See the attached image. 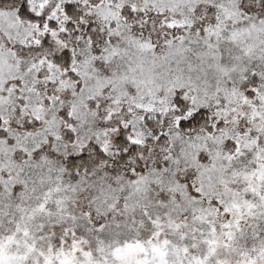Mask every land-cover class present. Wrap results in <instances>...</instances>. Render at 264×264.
<instances>
[{"label":"snow or ice","instance_id":"6c2138e0","mask_svg":"<svg viewBox=\"0 0 264 264\" xmlns=\"http://www.w3.org/2000/svg\"><path fill=\"white\" fill-rule=\"evenodd\" d=\"M0 264H264V0H0Z\"/></svg>","mask_w":264,"mask_h":264}]
</instances>
